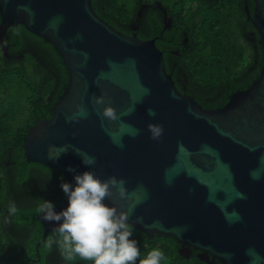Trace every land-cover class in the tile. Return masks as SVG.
<instances>
[{
    "label": "water",
    "instance_id": "95a60500",
    "mask_svg": "<svg viewBox=\"0 0 264 264\" xmlns=\"http://www.w3.org/2000/svg\"><path fill=\"white\" fill-rule=\"evenodd\" d=\"M253 3L259 77L207 109L177 89L155 40L117 31L92 0H0V44L8 28L23 26L53 47L69 79L49 117L28 129L26 161L72 183L85 170L102 180L123 177L127 197L113 189L105 202L127 212L147 238H172L180 256L194 250L206 264H264V0ZM101 95L118 120L98 115L103 105L93 98ZM77 103L87 115L73 123ZM150 124L163 126L159 140ZM83 154L96 163L85 166ZM66 205L64 196L55 210ZM38 220L42 243L59 222Z\"/></svg>",
    "mask_w": 264,
    "mask_h": 264
},
{
    "label": "trees",
    "instance_id": "16d2710c",
    "mask_svg": "<svg viewBox=\"0 0 264 264\" xmlns=\"http://www.w3.org/2000/svg\"><path fill=\"white\" fill-rule=\"evenodd\" d=\"M112 3L117 9L122 6L117 0ZM221 3L208 10L209 18L202 16L197 32L190 31L193 38L185 56L186 70L174 76L175 80H186L187 92L207 109L222 107L233 92L249 88L259 77L262 67L263 57L260 56L257 70L245 80L247 71L242 65L247 61L245 41H248L246 32L249 29L239 21L237 6L241 4L238 0ZM93 7L95 9L94 3ZM6 32L8 38L4 43L10 45L8 56L0 46V259L8 256L4 254L7 251L23 259L9 257L0 260V264H29L30 260L38 258L45 261L49 258L53 264H58L65 260L55 246L52 249L46 246L50 232L40 243L43 228L35 207L38 198L52 201L57 206L65 196L60 184L66 178L52 168L27 162L23 144L28 129L36 120L49 117L51 108L68 84V74L61 57L43 39L30 34L21 25L10 27ZM257 51L261 54L260 42ZM19 54L22 55L20 59L14 57ZM175 86L181 92V87ZM10 201H15L18 207L10 222L21 230L17 237L4 229V209ZM132 238L140 248V259L159 248L166 257L161 264H206L194 250L188 258L180 256V246L170 237L150 239L133 229ZM66 264L91 262L77 259Z\"/></svg>",
    "mask_w": 264,
    "mask_h": 264
},
{
    "label": "clouds",
    "instance_id": "9594fccd",
    "mask_svg": "<svg viewBox=\"0 0 264 264\" xmlns=\"http://www.w3.org/2000/svg\"><path fill=\"white\" fill-rule=\"evenodd\" d=\"M94 104L103 107L98 115L111 121L120 117L103 95L93 98ZM87 115L86 107L75 104L74 111L68 119L77 123ZM149 115L155 112L149 109ZM163 126L150 124L149 132L153 140H159L163 134ZM79 154V150L77 151ZM82 163L89 167L96 163L94 156L83 154ZM68 171L74 172L71 166ZM74 183L62 181L60 188L67 197V205L60 211L55 210L52 201L38 198L35 212L45 221L59 222L48 235L45 244L49 249L54 246L66 262L82 261L91 264H161L166 259L159 248L152 249L140 259V248L133 239V229L128 220V213L118 210L114 205L106 203L113 189L119 197H127L126 181L115 175L101 179L93 171L85 170L75 173ZM44 186H42L43 188ZM4 223L12 222L18 207L10 201L4 209Z\"/></svg>",
    "mask_w": 264,
    "mask_h": 264
},
{
    "label": "flooded vegetation",
    "instance_id": "af4514ba",
    "mask_svg": "<svg viewBox=\"0 0 264 264\" xmlns=\"http://www.w3.org/2000/svg\"><path fill=\"white\" fill-rule=\"evenodd\" d=\"M122 6L118 9L112 0H92L95 5V12L97 15L111 25L114 29L126 36L136 35L141 40H155L156 47L161 51L165 68L174 81H178L175 85L181 87L183 94L190 95L187 92V81L174 79L177 74L186 70L185 56L188 54L192 46V32H197V26L200 19L203 17L209 18L208 10L219 7L223 0H117ZM227 1V0H226ZM241 5L237 6L239 21L249 29L246 32L245 41V58L247 61L242 65L246 68L247 74L245 80L257 70L261 63V54L257 51L259 45V35L252 25V17L254 11L253 0H238ZM112 5L109 7V4ZM109 7V9H108ZM222 7V6H221ZM220 7V8H221ZM120 9V10H119ZM120 12L122 16H120ZM19 26V25H18ZM18 26L16 28H18ZM8 38L7 32L2 38L1 49L5 55L8 56L10 45L4 43ZM261 45V43H260ZM20 59L22 55L14 56ZM262 59V58H261ZM67 181V180H66ZM5 230H10L12 236H19L17 232L21 233L18 226L11 223H5ZM27 229V228H25ZM21 236L18 238L20 241ZM185 255H191V251L182 250ZM0 260H8L9 257L17 260L23 259L17 254H9ZM197 256L203 257L200 254ZM29 263V262H28ZM65 261H59L58 264H66ZM219 264L217 262H211ZM29 264H53V260L49 258H38L37 260H30Z\"/></svg>",
    "mask_w": 264,
    "mask_h": 264
},
{
    "label": "rangeland",
    "instance_id": "374dc122",
    "mask_svg": "<svg viewBox=\"0 0 264 264\" xmlns=\"http://www.w3.org/2000/svg\"><path fill=\"white\" fill-rule=\"evenodd\" d=\"M28 75L32 76V74H30V73ZM182 264H185V262H183Z\"/></svg>",
    "mask_w": 264,
    "mask_h": 264
}]
</instances>
